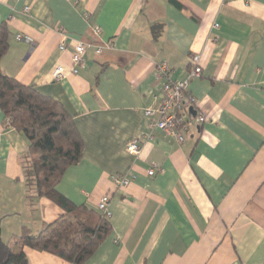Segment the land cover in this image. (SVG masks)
Instances as JSON below:
<instances>
[{
	"label": "crops",
	"instance_id": "obj_1",
	"mask_svg": "<svg viewBox=\"0 0 264 264\" xmlns=\"http://www.w3.org/2000/svg\"><path fill=\"white\" fill-rule=\"evenodd\" d=\"M5 22L12 34L3 72L59 101L84 140L58 189L92 207L110 194L111 231L83 264H264V0H0ZM78 40L109 46L89 47L74 74ZM194 54L202 76L188 89L206 120L180 143L144 111L163 96L157 66L165 62L182 81ZM58 65L66 75L55 80ZM133 139L138 156L126 150ZM29 144L0 108L5 242L64 213L46 197H27ZM117 175L128 185H116ZM25 252L30 264H75Z\"/></svg>",
	"mask_w": 264,
	"mask_h": 264
},
{
	"label": "trees",
	"instance_id": "obj_2",
	"mask_svg": "<svg viewBox=\"0 0 264 264\" xmlns=\"http://www.w3.org/2000/svg\"><path fill=\"white\" fill-rule=\"evenodd\" d=\"M11 34L7 23H2L0 62L9 49ZM0 108L30 142L22 158L27 197L32 201L46 197L64 210L38 232L24 226L11 242L2 239L0 226V264H30L26 247L83 264L110 233L111 217H106L97 205L76 204L58 189L66 170L80 162L84 154V140L74 118L59 101L36 86L5 74L1 64Z\"/></svg>",
	"mask_w": 264,
	"mask_h": 264
},
{
	"label": "built area",
	"instance_id": "obj_3",
	"mask_svg": "<svg viewBox=\"0 0 264 264\" xmlns=\"http://www.w3.org/2000/svg\"><path fill=\"white\" fill-rule=\"evenodd\" d=\"M29 9L28 7L26 8ZM101 29L99 27L94 28V32L99 34ZM58 32L68 37L64 29L59 26ZM18 39L22 36L18 35ZM95 46L96 53H101L104 48H107L109 44L96 45L95 43L85 42L78 40L72 52V67L71 72L77 74L80 66L85 62L86 53L89 47ZM66 42H62L59 45L60 49H66ZM191 68L189 70L188 77L185 80L177 81L170 76V70L168 65L163 62L157 66V77L165 79L163 86V96L159 102V105L155 108H145V115L152 118V127H157L164 131L166 134L173 136L180 143L186 141L191 134L192 126H200L205 120V114L202 111L196 110V98L189 91V81L194 78L202 76L201 56L194 54L191 57ZM66 75L65 68L62 65H58L52 72L53 79L60 80ZM193 110L195 113H193ZM126 150L135 156L140 155L141 145L136 139L130 140L126 144ZM158 165L154 163L149 169V175H153ZM114 182L118 186H126L130 182L125 175H117L114 177ZM110 194L103 195L97 203V208L106 216L111 217L112 213L109 209Z\"/></svg>",
	"mask_w": 264,
	"mask_h": 264
},
{
	"label": "water",
	"instance_id": "obj_4",
	"mask_svg": "<svg viewBox=\"0 0 264 264\" xmlns=\"http://www.w3.org/2000/svg\"><path fill=\"white\" fill-rule=\"evenodd\" d=\"M193 113H195V111L193 110Z\"/></svg>",
	"mask_w": 264,
	"mask_h": 264
}]
</instances>
